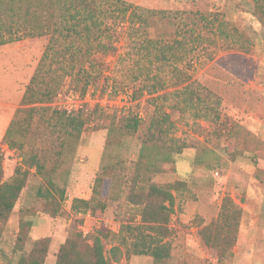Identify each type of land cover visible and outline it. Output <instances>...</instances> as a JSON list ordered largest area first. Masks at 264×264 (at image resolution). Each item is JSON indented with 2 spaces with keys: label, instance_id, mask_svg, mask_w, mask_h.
Returning a JSON list of instances; mask_svg holds the SVG:
<instances>
[{
  "label": "rangeland",
  "instance_id": "374dc122",
  "mask_svg": "<svg viewBox=\"0 0 264 264\" xmlns=\"http://www.w3.org/2000/svg\"><path fill=\"white\" fill-rule=\"evenodd\" d=\"M125 1L164 9L167 17L155 19L148 28L151 44L144 56L125 38L126 25L114 24L106 35L113 49L92 53L95 80L83 95L78 77L65 78L57 93L60 105L76 106L70 113L81 116L82 108H96L75 143H66L54 126L52 112L65 111L54 99L48 109L33 113L22 150L1 141V126H8L20 106L48 36L0 45V109L8 110L6 119L0 114L2 179L11 181L17 167L24 169L21 156L36 154L66 193L55 217L43 212L38 191L44 180L34 167L28 171L3 225L0 264L12 262L20 220L32 222L25 252L34 239L50 236L45 264H54L60 243L71 231L81 232L91 243L98 229L119 230L126 207L122 201L109 200L100 221L72 212L69 202L91 197L94 177L107 161L121 158L125 166L131 165L153 112L151 98L164 93L167 98L158 101L170 112L172 135L187 146L151 177L157 184L172 185L174 196L170 256L161 264H264V14L256 11L253 0ZM198 99L215 109L207 118L200 116ZM129 115L139 126L125 134L122 120ZM24 116L18 115L25 125ZM115 133L121 141H115ZM225 198L242 212L235 242L218 261L199 230L218 218ZM109 247L105 245L106 252ZM121 261L125 263L124 257ZM125 264L158 263L144 254L131 255Z\"/></svg>",
  "mask_w": 264,
  "mask_h": 264
},
{
  "label": "trees",
  "instance_id": "16d2710c",
  "mask_svg": "<svg viewBox=\"0 0 264 264\" xmlns=\"http://www.w3.org/2000/svg\"><path fill=\"white\" fill-rule=\"evenodd\" d=\"M258 13L264 14L263 0H253ZM157 15V16H155ZM159 15V16H158ZM156 17V18H155ZM164 9L139 7L125 0H0V45L18 41L24 37L48 36V41L30 76L20 99V106L8 123L2 142L10 149H23L25 130L38 109H48L65 78L81 80L80 94L93 83L95 51L113 49L106 41L107 32L114 24L126 25L125 38L144 56L149 51L151 39L148 28L155 19L166 18ZM111 24V25H110ZM159 98H151L153 112L140 135V146L130 166L123 159L104 163L92 184L90 198L73 197L69 209L84 217L101 218L109 200L125 203L119 230L110 232L98 229L88 243L79 231H71L60 243L54 264H125L131 255H150L161 264L170 256L168 237L174 196L170 184H157L152 175L161 170V164L169 162L174 153H180L187 145L172 135L173 122L170 112ZM199 98V97H198ZM201 103L202 114L207 118L213 106ZM83 116L54 110L52 119L66 143L79 139L84 125L92 119L93 111L82 108ZM87 111V112H86ZM168 111V112H167ZM25 114V125L18 115ZM139 120L126 116L121 129L125 134L137 130ZM115 141L121 138L115 133ZM24 169L17 167L11 181L3 180L0 155V243L6 218L12 212L21 190L25 186L28 171L35 168L44 180L38 191V203L42 211L55 217L61 202L66 199L63 186L55 181L52 170L36 154L21 156ZM241 208L225 198L218 218L199 230L201 239L209 251L222 261L235 242ZM31 220H20L12 246V262L9 264H44L48 255L50 236L34 239L28 251L24 245L29 237ZM213 226L210 228L209 226ZM209 227V228H208ZM110 244L108 252L105 245ZM2 249L0 248V252ZM124 257L125 263L121 261Z\"/></svg>",
  "mask_w": 264,
  "mask_h": 264
},
{
  "label": "built area",
  "instance_id": "2783aa9c",
  "mask_svg": "<svg viewBox=\"0 0 264 264\" xmlns=\"http://www.w3.org/2000/svg\"><path fill=\"white\" fill-rule=\"evenodd\" d=\"M76 92V91H75ZM74 92V94H72L76 99H78V97H79V95H78V93H75ZM60 94H58L56 97H55V99H54V103L55 104H57V105H59V107H63V109H65V111H67L68 113H70V111H72L73 109H75V107L73 108V106H65L64 104H62V105H60V101H59V99H60ZM58 100V101H57ZM56 101V102H55ZM77 109V108H76ZM75 109V110H76ZM85 217H88V218H93V219H96V221H100V218H97V217H92L90 214H87V215H85ZM85 231V230H84Z\"/></svg>",
  "mask_w": 264,
  "mask_h": 264
},
{
  "label": "crops",
  "instance_id": "0c3cea01",
  "mask_svg": "<svg viewBox=\"0 0 264 264\" xmlns=\"http://www.w3.org/2000/svg\"><path fill=\"white\" fill-rule=\"evenodd\" d=\"M2 113L5 114V119H6V118L8 117V110H7V108H2V110L0 109V114H2ZM2 127H3V129H4V131H5V129H6L7 126H5V125L3 126V124H2L1 128H2ZM1 128H0V129H1ZM45 263H46V261H45ZM45 263H44V264H45Z\"/></svg>",
  "mask_w": 264,
  "mask_h": 264
}]
</instances>
